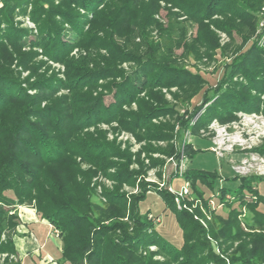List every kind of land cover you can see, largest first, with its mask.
Segmentation results:
<instances>
[{
    "label": "trees",
    "instance_id": "16d2710c",
    "mask_svg": "<svg viewBox=\"0 0 264 264\" xmlns=\"http://www.w3.org/2000/svg\"><path fill=\"white\" fill-rule=\"evenodd\" d=\"M56 1L57 5H54ZM106 1L1 0L0 254H6V258L0 264H20L19 260H13L17 256L12 236L2 234L12 231L18 223L16 214L11 213L14 208L32 201L39 218L58 229L61 259L69 264H82V258L86 264H170L173 260L177 264H204L210 260L214 264H226L223 255L228 257L227 264H264V196L259 194L256 187L257 182H264V176L221 178L216 171L201 168L187 170L182 177L190 182V193L195 199L202 200L205 212L214 219L208 230L189 212L176 209L169 192L158 190L164 203L163 210L168 209L174 214L181 230L180 247L156 233L147 218L148 211H140V204L147 197L145 191L133 196L129 205L117 189L106 191L107 210L92 202L93 189L89 183L93 172L90 169L81 171L72 157L78 156L100 170L115 167L117 172L112 179L119 185L131 184L136 172L128 168L131 163L129 155L119 157L115 144L107 142L99 130L95 129L94 133L83 130L101 122L116 120L132 132L144 126L149 131L144 138L157 141L170 139L172 125H151V117L173 110V105L164 100L158 88L175 86L182 89V95L178 98L187 103L198 89H192V93L185 89L203 84L199 77L174 65L172 49L179 48L186 39V25L176 20V15L171 16L168 26L161 29L160 42L149 43L142 58L124 52L114 42L113 31H117L123 17L130 18L132 28L140 29L152 21L151 15L159 0H149L147 3L142 0H115L118 3L113 4L114 10L107 12L104 7L99 8ZM163 1L179 8L189 19L199 22L202 31L198 36L203 41L204 35L208 34L203 28L209 29V25L203 24L204 20L228 34L235 32L244 35V31L252 30L255 24L253 11L264 2ZM29 5V17L38 27V34L29 40L30 44L42 47L43 53L52 60L66 62L75 46L72 45L73 40L79 36L80 45L103 47L109 56L100 60L99 55H95L89 60L83 58L75 65L71 62L65 64V82L54 77V74L51 77H37L32 83L26 79L29 88L37 91L28 94L11 64L13 54L20 56V47L30 35V31L13 23L14 15L16 11L26 13ZM78 9L84 12L80 13ZM88 14H92V19L95 16L100 18L102 30L99 32L105 35V41L100 42V38L90 33L91 30L84 32V25L89 22ZM141 16L145 17L144 22ZM213 16L223 18L212 19ZM64 24H68L69 28H63ZM130 57L137 62L131 74L116 68L117 62ZM21 59L19 57V65L24 64ZM106 78H111L109 85L99 84L100 80ZM61 87L69 92L55 96ZM97 88L104 91L114 89V101L104 104V92L97 91ZM211 89L202 93L201 103L194 109L196 112L209 103L196 127H193L194 131L206 127L212 119L220 122L231 120L237 111L260 112L264 116V47L253 44L243 49L232 59L215 88ZM143 92L148 101L137 100V96ZM42 101L46 103L41 105ZM132 102H136L138 112L128 114L121 110L123 104ZM181 127L186 129L188 125L182 121ZM170 151L172 149L168 154ZM198 151L193 144L187 146V155L191 159ZM110 156L125 158V163L109 162L107 159ZM173 178L169 182L171 186ZM224 181L236 185L225 186ZM226 195L231 198L226 199ZM210 197L214 198L215 205L225 207V216L216 212L220 208H210L207 201ZM124 217H127V222L123 221ZM106 219L108 224H101ZM210 239L214 240L216 246L213 247ZM153 245L157 251L149 250V246ZM156 253L168 257L170 262L154 259ZM179 259L183 261L178 262Z\"/></svg>",
    "mask_w": 264,
    "mask_h": 264
},
{
    "label": "rangeland",
    "instance_id": "374dc122",
    "mask_svg": "<svg viewBox=\"0 0 264 264\" xmlns=\"http://www.w3.org/2000/svg\"><path fill=\"white\" fill-rule=\"evenodd\" d=\"M148 1L149 0H142V2L145 3ZM117 3L118 2L115 0H108L99 8L104 7L106 12L112 11L114 10L113 4ZM54 5H57V1ZM45 6L47 7V5ZM30 10L31 6L29 5L26 8V13L21 14L19 11H16L14 15L13 23H16L20 28L30 31V35L20 47L19 57L22 58L21 60L24 64L19 65V57L16 54H13L14 60L13 64H11L22 86L27 89L26 92L28 94H35L37 92L36 89L29 88V83L34 82L37 77H51L54 74V77L65 82L67 78V67L65 64L71 62L72 65H75L80 63L83 58L89 60L90 57L94 58L95 55H99L100 60H103V57L106 58L109 56V52L103 49V47L95 48L92 45L89 47L80 45L79 36L73 40L72 45L75 46H73L69 52L66 62L52 60L43 53L42 47L39 45L31 46L30 44L31 41L29 40L35 38L38 34L37 24L29 17ZM78 11L80 13L84 12L83 9H78ZM123 11L125 10L123 9ZM253 14L255 23L252 25L253 29L244 31V35H238V33L235 32L228 34L225 30L215 28L212 22L204 20L203 24L209 25V29L203 28L205 31H208V34L204 35L205 41H203L202 37L198 36L202 31L199 22L189 19L179 8L163 0H159L156 3V9L151 15L152 21L144 24L140 29L136 27L132 28L130 26V18L128 19L127 16L123 17L121 24L119 23L120 25H117V31H113L112 38L118 46L123 48L124 52L132 53L142 58L147 52L149 43L155 44L160 42L161 29L168 26L171 16L176 15V20L180 22L183 21L186 25V39L179 48L172 49L174 65L199 77V79L203 81V84L198 83L197 85H192L185 89L188 93H192L193 90L198 89L187 103H183L182 100L178 98L182 95V89L180 90L175 86L171 88H158L164 100H166L168 104L173 105V110L171 113L151 117V125H172L173 129L169 131V133L172 134L170 139L157 141L147 139L149 137L144 138V135H149V131L147 132L144 126L132 132L122 127L116 120L108 123L101 122L85 129L86 131L83 130V132L89 133H94V131H96L95 129L99 130L107 142L115 144L120 154L119 157L123 154L129 155L128 157H130L131 163L128 168L136 172V176L131 184L122 183L119 185L112 179L117 172L115 167L100 170L84 162L78 156L72 157V161L76 163V166L81 171L86 172L90 169L93 172L89 183V187L93 189V195L90 197L93 203L100 205L101 209L107 210V199L104 192L117 189L120 194H123L124 198H126V204L129 205L133 200V196L139 195L145 191L147 197L141 202L140 211L142 213L148 211L147 218L153 224V229H155L156 233L165 240L180 247L182 244L181 230L177 225L174 214L168 209L163 210L164 203L158 195V190L169 192L176 209L184 210L192 214V218L199 222L205 230L210 228V224L214 219L210 213L205 212L202 200L198 199L200 203L196 204V199L193 197V194L190 193L191 184L188 180L186 181H188L187 189L189 193H187L184 198H179V202H177L175 199L176 194L170 192L168 189L170 179L174 177L171 182L172 188L178 189L185 182V178L182 177V175L191 168L216 171L221 178H228L235 175L238 177L264 176V116L260 112L246 113L237 111L234 114V118L231 120L220 122L217 119H212L206 127L194 131L199 119L203 115L205 107L209 104L206 103L200 110L194 112V109L199 107L201 103L202 93L206 89L209 90L210 87L212 89L215 88L218 80L222 78L232 59L243 49L253 44L259 48L264 47V2L261 3L259 9L253 11ZM88 15L89 22L84 25V32H86V30H91L90 33H92L95 38H100V42L105 41V35L99 32L102 30L100 18L95 16L92 19V14ZM142 18L141 21L144 22L143 20L145 17L143 16ZM214 18L220 20L223 17L213 16L212 19ZM227 24H229V21ZM63 28L68 29L69 25L64 24ZM116 65L117 69L123 70L126 74H131L133 70L136 69L137 62L133 57H130L128 60L117 62ZM236 78L237 76L234 79ZM26 79H29V83ZM238 79L241 80L240 77H238ZM110 80L111 78L100 80L99 84L109 85ZM97 91L104 92V104L108 105L114 101V89L111 91H104L97 88ZM67 92H69L67 88L61 87L56 92L55 96L67 94ZM137 97V100L148 101L144 92L140 93ZM45 103L46 101H42L41 105ZM151 104L154 105L152 102ZM121 110L128 114L138 112L136 102L123 104ZM182 121L187 123L188 127L186 129L181 127ZM211 123H214V125L210 126ZM189 144H193L195 148L199 149L192 159L187 155V146ZM169 149H172L170 154H168ZM110 157L111 158L107 159L109 162L112 161L119 164L125 163L126 160L125 158ZM154 162H156V164ZM260 172L262 175L259 174ZM224 185L234 187L236 183L224 181ZM256 187L259 190V194L264 196V182H257ZM207 193L208 190L205 191L206 195ZM213 202L215 203L214 200ZM20 206L28 210L33 209L37 213L33 201L30 202V204L25 203ZM215 207L220 208L217 209V213L220 212L223 216L226 215L227 210L223 205ZM16 208L17 210L15 211ZM18 210H20V207L16 206L11 213L16 214ZM126 214H128V212H126ZM240 218L241 220L243 219V217ZM17 220L18 223L15 228L12 231L2 234V236H13L15 234L19 226V217H17ZM123 221L127 222V217H124ZM108 222L109 221L106 219L103 220L101 224L106 225ZM20 230H22V228ZM56 240H58L59 243L61 242L59 235ZM210 242L213 247L214 245L216 246L213 239H210ZM149 250L157 251L154 245L151 247L149 246ZM55 251L54 256H58V246L55 248ZM145 252L146 251H143V253ZM215 252L217 254L219 253L218 250ZM223 257L225 258V263H229L228 257L226 258V255H223ZM5 258V254H0V263H2ZM167 258L168 257H164L162 254L156 253L154 255V259L159 262H170ZM13 260L16 262L18 258ZM54 260H56V258H54ZM181 261H183V259L178 260V262ZM171 262L170 264H177V261L173 260V262ZM48 263L51 264V262ZM56 263L69 264L62 259H58ZM82 264H86L84 258H82ZM204 264H214V262L210 260Z\"/></svg>",
    "mask_w": 264,
    "mask_h": 264
},
{
    "label": "crops",
    "instance_id": "0c3cea01",
    "mask_svg": "<svg viewBox=\"0 0 264 264\" xmlns=\"http://www.w3.org/2000/svg\"><path fill=\"white\" fill-rule=\"evenodd\" d=\"M17 207H20L16 213L20 221L12 240L19 263L49 264L48 262H51V264H57L56 261L61 259V246L56 240L58 236L53 235L48 224L41 220L33 209H24L20 205ZM57 246L59 254L54 256Z\"/></svg>",
    "mask_w": 264,
    "mask_h": 264
},
{
    "label": "built area",
    "instance_id": "2783aa9c",
    "mask_svg": "<svg viewBox=\"0 0 264 264\" xmlns=\"http://www.w3.org/2000/svg\"><path fill=\"white\" fill-rule=\"evenodd\" d=\"M214 123H211L210 126H213ZM260 175H262V173L260 172L259 173ZM173 186H171V184H169V191L172 192V193H175L176 194V201L179 202V198H184L186 196L187 193H189V190L187 189L188 187V181H185L184 184H182L178 189H173L172 188ZM226 199H230L229 195H226ZM214 198L210 197L208 199V205L210 206V208H215V206H219V205H215V203L213 202ZM197 203H200V200L196 199V204ZM242 212L244 213L245 210L244 208L242 209ZM242 213V215H244ZM49 228L51 229L53 235H55L56 237L59 235V231L58 229H56L53 225L51 224H48ZM151 247V246H150ZM6 255V254H5ZM13 257V256H11Z\"/></svg>",
    "mask_w": 264,
    "mask_h": 264
}]
</instances>
